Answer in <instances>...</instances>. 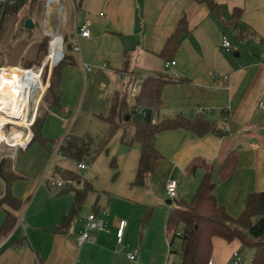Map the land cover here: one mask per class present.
<instances>
[{"label":"crops","instance_id":"1","mask_svg":"<svg viewBox=\"0 0 264 264\" xmlns=\"http://www.w3.org/2000/svg\"><path fill=\"white\" fill-rule=\"evenodd\" d=\"M215 1L224 20L198 0H78L76 7L69 1L71 14L68 5L61 24L66 30L58 28L73 43L76 27L89 21L91 35L80 37V50L71 51L73 63L62 70L58 103L49 106L44 100L39 108L45 114L42 133L50 141L38 147V154L56 179H61L59 168L83 171L94 190L62 231L57 226L72 205L73 190L51 185L46 176L18 171L14 156L13 171L22 178L14 180L11 191L23 206L0 210V227L6 209L17 216L11 233L0 235V264H169L173 252L166 223L172 207L166 208L163 199L168 200L170 179L178 181L175 199L189 201L207 167L212 168L217 200L235 217L249 194L264 190V0ZM235 8L242 9L241 26L251 32L247 38H238L225 24ZM183 17L189 30L171 59L175 64L166 67L169 60L160 53ZM224 36L231 41L230 51L222 46ZM126 69L139 79L150 73H167L173 79L162 92L160 118H195L201 108L204 119L228 134L200 135L184 128L160 132L162 158L144 186L133 185L141 153L133 128L121 127L107 151L78 168V161L57 153L58 145L67 134L88 135L94 142L104 136L113 98L125 91L130 79ZM52 74L53 69L50 81ZM232 150L237 153L236 169L221 179L219 166ZM193 164L199 165L192 170ZM92 213L102 220L103 230L92 231L94 240L79 244L77 236L86 230ZM122 220L126 224L119 241ZM241 246L237 239L214 237L211 264H228ZM129 253L135 254L134 260Z\"/></svg>","mask_w":264,"mask_h":264},{"label":"trees","instance_id":"2","mask_svg":"<svg viewBox=\"0 0 264 264\" xmlns=\"http://www.w3.org/2000/svg\"><path fill=\"white\" fill-rule=\"evenodd\" d=\"M35 1L38 0H20L15 6L9 7L4 18L3 30L11 17H14L13 23L19 29L17 33L27 30L25 20L32 18V4ZM198 1L205 3L210 13L216 18L224 20L220 6L215 0ZM27 5L28 9L25 14H22L24 7ZM241 15L242 9L235 8L232 18L226 21L225 24L230 27L238 38L243 39L251 35V32L241 26ZM16 16L18 17L16 18ZM188 30L187 21L183 17L174 33L166 40L160 53L165 60L170 61L173 58L179 47L181 36L187 33ZM72 45L69 36L64 34V59L53 68L50 86L44 98L45 103L49 106L58 103L62 95L60 90L62 70L66 65L73 63ZM21 46L23 45L21 44ZM32 63V61H28L25 64L31 65ZM128 72L130 79L127 82L126 89L122 94H115L106 116L110 126L104 136L98 142H94L88 135L78 137L67 134L63 137L66 144L61 146V152L64 156L74 161L94 160L101 152L107 151L108 144L117 130L121 127L125 130L133 128V139L140 144L141 148L133 185L144 186L147 178L154 175L162 158V153L157 146V136L160 132L174 128H184L200 135L210 131L221 135L228 134L224 127H219L214 122L204 119L201 114H198L195 118L183 116L160 118L162 92L165 85L173 81L167 73H150L144 76L139 94L133 98L134 104H130L129 99L131 97L128 88L136 74ZM44 120L45 114L39 112L32 126L33 137L27 148L35 143L46 146L47 142L50 141L42 133ZM110 165L112 168L116 167L115 158H112ZM198 165L193 164L191 169L194 170ZM236 166L237 153L232 150L219 166L221 179H226L232 175ZM56 172L65 183L64 191L73 190L74 192L72 205L68 213L62 216L57 226L58 229L65 231L82 208L88 193L93 191L94 188L76 171L59 168ZM212 172L213 169L207 167L191 200H173L174 203L168 213L166 223L171 251H176L174 242L176 238H179L180 264H209L213 252L214 237H220L229 242L237 239L242 243V246L254 250L252 264H264V190L249 194L243 211L235 217L228 212L224 205L218 202L215 195L216 182L212 177ZM20 178H22L21 175L11 170V162L8 157H2L0 159V182L4 181L6 186L3 188V196L0 197V210L5 209V206L12 210H19L23 206V201L14 196L11 191L14 180ZM0 191L2 193V188H0ZM95 207H97V204H95ZM16 223L17 216L15 213L6 209L5 218L0 227V235L7 236L10 234Z\"/></svg>","mask_w":264,"mask_h":264},{"label":"built area","instance_id":"3","mask_svg":"<svg viewBox=\"0 0 264 264\" xmlns=\"http://www.w3.org/2000/svg\"><path fill=\"white\" fill-rule=\"evenodd\" d=\"M20 0H0V34L3 30L4 18L7 14L9 7L15 6ZM66 1H70L75 7L78 0H44L42 18L39 22L40 29V42L47 43V50L39 64L22 65L21 62H0V149H10L12 152L10 157L14 158L16 153L20 149H25L33 137L32 126L38 116L39 108L44 102L45 94L50 86V71L57 66L64 59V34L59 28H52L50 20L52 14L55 12L57 18L61 24H64L67 20L68 7ZM34 22L33 18H31ZM58 36V47L55 53V60L51 56V36ZM91 29L90 22L86 21L80 26L76 27L73 37V50L79 51V38L90 37ZM222 46L230 51L232 44L227 36L222 39ZM24 57V55H22ZM176 61L166 62V67L171 64H175ZM87 69L90 66L85 64ZM142 79L134 77L128 88V93L131 98L138 96L140 91ZM11 89L14 93V98L10 100V107L4 105L5 94H2V90ZM262 109L264 110V100L262 101ZM202 109H197V114H201ZM3 133V135L1 134ZM20 133V140L16 141L15 136ZM65 138L61 140L58 145L57 153L61 154V146L65 145ZM78 168L84 169L87 167L86 161L81 160L77 163ZM51 185L64 187L65 183L61 179L49 178ZM178 187V181L170 179L166 185V196L168 199L174 200L176 197V191ZM125 220H122L119 225L117 236L119 241L122 238ZM103 230V222L94 213L88 216L86 230L77 236L79 244L85 241H93L94 236L92 231ZM128 257L131 260L135 259L134 253H129ZM241 257L239 252L233 253V263L241 264ZM212 261H209L211 264Z\"/></svg>","mask_w":264,"mask_h":264},{"label":"rangeland","instance_id":"4","mask_svg":"<svg viewBox=\"0 0 264 264\" xmlns=\"http://www.w3.org/2000/svg\"><path fill=\"white\" fill-rule=\"evenodd\" d=\"M43 4L44 0H38L35 1L32 4V18L36 22L34 24V28L27 29L24 31H20L17 33V27L13 23L14 17H11V19L8 20L7 24L5 25V29L2 30L0 34V62L1 61H8V62H21L22 65H26L25 63L28 61H32V64H39L47 50V43L40 42V27L39 22L41 20V14L43 11ZM66 5L68 7L69 5V13L70 12V2L67 1ZM26 7V8H25ZM22 14H25V11L28 9V5L25 6ZM40 9V11H39ZM39 11V12H38ZM18 16H16L17 18ZM50 25L52 28L56 29L58 27H61V23L59 22L57 18V14L54 12L51 16ZM63 31L66 29L61 27ZM232 41H236L232 36H230ZM21 44L23 46H21ZM22 47V48H21ZM233 48V47H232ZM24 55V57L22 56ZM31 64V65H32ZM131 130V129H130ZM44 147L38 143H35L31 145V147L28 150H19L15 156L18 157V163L13 159V165L15 166L17 164L18 171H21L23 173H26L27 175H41L42 178L45 176L48 178H57L53 176V168L49 171L47 169V164L44 165V159L41 154H38V147ZM12 151L10 149L2 148L0 149V159L2 157H8V159L11 162V170L12 168V157L9 156V154ZM53 153H50V162L52 159ZM89 162V160H87ZM44 165V166H43ZM52 166V164H51ZM49 172V174H48ZM78 175H80L82 178L84 177L83 171L77 172ZM2 187V193L0 191V197L3 196V185H0V188ZM166 199H163L164 206L168 209L172 207L171 204H167ZM181 228V227H180ZM174 246L176 249L175 252L171 254L169 264H180L181 257H180V240L179 238L175 239ZM239 255L243 261H241V264H252V256L254 255V250L247 246H241L239 248ZM228 264H234L233 263V254L230 257V260L228 261Z\"/></svg>","mask_w":264,"mask_h":264},{"label":"bare ground","instance_id":"5","mask_svg":"<svg viewBox=\"0 0 264 264\" xmlns=\"http://www.w3.org/2000/svg\"><path fill=\"white\" fill-rule=\"evenodd\" d=\"M58 39L59 37L58 36H54L52 35L51 38H50V42H51V56L53 57V61L55 60V53L57 52V47H58ZM2 94L8 98H5V104L6 106H9L11 105L10 103V100L11 99H15L14 98V93L11 91V89H5L4 91L2 90ZM3 135V133H1ZM20 136L21 134L18 133L16 136H15V140L16 141H19L20 140Z\"/></svg>","mask_w":264,"mask_h":264},{"label":"water","instance_id":"6","mask_svg":"<svg viewBox=\"0 0 264 264\" xmlns=\"http://www.w3.org/2000/svg\"><path fill=\"white\" fill-rule=\"evenodd\" d=\"M25 28H27V29H32V28H34V22H33V20H32L31 18H27V19L25 20ZM166 202H167L168 204H172V203H173V200H172V199H168Z\"/></svg>","mask_w":264,"mask_h":264}]
</instances>
